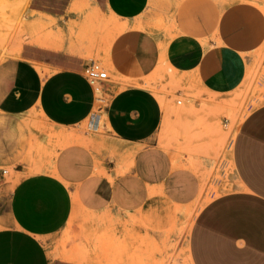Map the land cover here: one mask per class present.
Wrapping results in <instances>:
<instances>
[{
    "label": "crops",
    "instance_id": "1",
    "mask_svg": "<svg viewBox=\"0 0 264 264\" xmlns=\"http://www.w3.org/2000/svg\"><path fill=\"white\" fill-rule=\"evenodd\" d=\"M85 3L94 24L101 18L113 30L112 66L131 79L110 93L103 110L105 137L124 153H140L161 125V103L143 80L160 62L227 95L247 82L255 55L264 52V0H29V12L54 22L56 32L24 43L17 58L0 65V115L17 119L35 111L45 127L40 137H83L77 127L94 115L97 95L83 75L89 61L75 53L89 32L80 36L71 25L70 50L75 52L61 37ZM255 83V94H264V71L255 75ZM155 169L145 150L127 172L113 164L106 176L97 177L88 151L69 146L39 172L14 169L8 192L0 172V264H87L89 259L136 264L116 240L132 219L166 222L177 207V220L186 221L187 209L201 204L197 222L218 215L244 225L220 233L231 243L214 260L193 246L195 264H264V99L243 120L232 153L225 152L218 173L222 181L209 182L218 196L199 198L200 182L182 160L176 163L175 183L168 167L160 168L159 177ZM69 183L78 185L82 206L96 223L69 233L63 247L60 237L75 205ZM152 188L161 194L152 198ZM104 222L111 226L105 228ZM98 233L102 238L94 242ZM146 250L139 247L138 253Z\"/></svg>",
    "mask_w": 264,
    "mask_h": 264
},
{
    "label": "rangeland",
    "instance_id": "2",
    "mask_svg": "<svg viewBox=\"0 0 264 264\" xmlns=\"http://www.w3.org/2000/svg\"><path fill=\"white\" fill-rule=\"evenodd\" d=\"M84 10L87 11L83 13ZM5 12L6 16L0 21V65L17 58L24 43L45 38L49 32H56L54 22L35 17L29 12L27 0H10ZM75 13L74 16H79V19L69 20L61 37L69 41L68 50L71 51L70 27L74 26L80 36L84 30L91 32V35L88 33L84 37L80 52H71L81 54L89 62L99 63L109 79L97 93L94 115L77 127L83 137H40L44 134L45 127L35 111L17 119L0 115V172L6 180L7 192L15 183L12 178L14 169H23L29 174L39 172L37 169L41 165L53 164L59 151L69 146H80L88 151L97 177L106 176V169L113 164L120 166V173L127 172L148 150L151 152L152 165L157 171L154 176L159 177L160 168L168 167L169 172H172L169 176L175 183L176 163L182 160L185 169L195 172L194 176L200 182L197 196L205 199L208 196H218L220 191L210 188L212 186H209V182L222 181V175L218 173L224 167L225 152L232 153L234 138L243 120L264 99V94H255V75L264 71V52L255 55L247 82L235 93L227 95L209 91L198 79L178 74L169 65L160 62L143 80L161 103V125L152 141L139 148L140 155L134 151L124 153L113 143L111 137H105L107 131L103 110L110 93L123 89L130 84L131 79L112 66L110 44L113 30L106 21L94 17L97 19L94 24L93 14L87 3L75 10ZM178 101L181 103L178 104ZM226 166H231L230 161L226 162ZM69 186L73 190L75 205L71 220L60 237V246L63 247L69 233L96 223L92 214L82 206L78 185L69 183ZM160 194L159 188H152L149 192L152 198ZM202 208V204L188 208L186 221L177 220L176 215L180 214L177 207L173 208V213L166 222L149 223L143 216L132 219L129 228L126 227L122 236L116 240H119L121 249L130 251L126 254L129 262L136 264H195L193 246L201 255L210 256L214 260L219 250H228L231 243V239L220 233L230 234L234 228L239 230L244 222L236 221L234 226L232 219L224 221L218 215H214L211 221L197 222L195 217ZM104 224L105 228L111 226L109 222ZM149 233L152 234L151 237ZM100 238L101 233H98L93 240L96 242ZM139 247H146V253H138ZM122 260L121 257L116 262ZM87 264L95 262L89 259Z\"/></svg>",
    "mask_w": 264,
    "mask_h": 264
},
{
    "label": "built area",
    "instance_id": "3",
    "mask_svg": "<svg viewBox=\"0 0 264 264\" xmlns=\"http://www.w3.org/2000/svg\"><path fill=\"white\" fill-rule=\"evenodd\" d=\"M83 75L96 95L101 90L102 85L109 79L107 72L96 62H89L85 65L83 68ZM180 103L181 102L178 101V104Z\"/></svg>",
    "mask_w": 264,
    "mask_h": 264
},
{
    "label": "bare ground",
    "instance_id": "4",
    "mask_svg": "<svg viewBox=\"0 0 264 264\" xmlns=\"http://www.w3.org/2000/svg\"><path fill=\"white\" fill-rule=\"evenodd\" d=\"M29 0H27L28 2ZM10 3V0H0V21H2V19H4V17L6 16V12L5 9L7 8V5ZM10 7V6H9ZM2 40V38H0ZM4 39V38H3ZM5 40V39H4ZM3 43V41H2ZM2 51V50H1ZM3 52V51H2ZM5 53V51H4ZM7 54V53H6ZM100 94V93H99ZM231 148V147H230ZM188 250V249H187ZM76 253V251H75ZM78 253V252H77ZM77 256V254H76ZM78 258V257H77ZM82 258V257H81ZM80 258V259H81Z\"/></svg>",
    "mask_w": 264,
    "mask_h": 264
}]
</instances>
